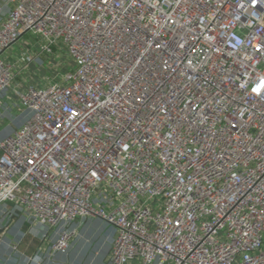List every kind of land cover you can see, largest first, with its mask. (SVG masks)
<instances>
[{"label":"built area","instance_id":"2783aa9c","mask_svg":"<svg viewBox=\"0 0 264 264\" xmlns=\"http://www.w3.org/2000/svg\"><path fill=\"white\" fill-rule=\"evenodd\" d=\"M1 99L29 117L0 138V244L19 216L28 261L65 256L96 219L107 264H264V0H0Z\"/></svg>","mask_w":264,"mask_h":264},{"label":"rangeland","instance_id":"374dc122","mask_svg":"<svg viewBox=\"0 0 264 264\" xmlns=\"http://www.w3.org/2000/svg\"><path fill=\"white\" fill-rule=\"evenodd\" d=\"M18 47L19 44L14 47V50L16 52L19 50H17ZM66 62L67 59L65 56H53L50 61H38L36 65L31 67V69L33 68L32 70H27V74H25V77L28 80L34 81V83L39 82L40 84H45L46 81L51 82L55 73L58 72L62 65ZM38 67L39 69H37ZM28 117V111L20 110L19 107L16 106V104L7 105L6 101L1 99L0 138H4L8 134H10L12 130L21 125L22 122H24ZM12 229H14L15 232ZM6 237H8L4 238L6 247L4 249H1V247L3 246H0V264H32V262L28 261V258L30 257L28 252L32 250L34 251L35 248L39 245V240L35 233V227L26 219L22 217H17L13 221L12 227L7 232ZM107 238L108 235H104L105 243L107 241ZM20 240H25V243L23 244ZM99 241H101V239ZM98 243L99 242L97 239L95 240L93 238H88L87 242L85 243V248L83 246V248L78 251V249L75 247L72 252L69 251L66 254L65 259L63 260L65 261L64 263L75 264V260L73 259H75L76 255H78L79 252V254L82 253V255H80V257H76V259H78L77 264H92L91 262H94L95 264H106V259L108 258L110 253H108L110 241H107L109 247L104 244L107 246V250L106 247L102 245L103 243L101 244L100 242L102 253L99 256L96 255L97 252L95 249ZM12 244H17V251H13L10 248ZM22 244L25 246L22 247ZM25 252H27L28 255L24 256ZM93 254L97 257L94 258L92 256Z\"/></svg>","mask_w":264,"mask_h":264},{"label":"crops","instance_id":"0c3cea01","mask_svg":"<svg viewBox=\"0 0 264 264\" xmlns=\"http://www.w3.org/2000/svg\"><path fill=\"white\" fill-rule=\"evenodd\" d=\"M19 217V216H17ZM14 230V229H12ZM15 232V230H14ZM108 235V238H107V241L109 242L110 241V247H109V244L104 242V235ZM113 236H114V231L108 227L106 224H104L103 222H101L100 220H96V219H90V220H87L85 221V223L83 224V226L79 229V232H78V235L76 237V239L74 240V242L72 243V246H71V250L70 252H72L75 247L79 250H81L84 246L85 248V243L87 242L88 238H93V239H97L98 240V244H97V247L95 248L96 249V252H97V256H99L101 253H102V248L100 246V242L102 245L106 244L109 248H111V241L113 239ZM101 239V241H99ZM106 239V238H105ZM21 241V240H20ZM23 244L25 243V240H22L21 241ZM22 244V247L25 246ZM39 244V243H38ZM104 245L106 247V250H107V246ZM0 246H3L1 247V249H4L6 247V245L4 244H0ZM39 245L35 248V250L33 251H30L28 252V254L30 256H32V254L36 253L37 252V249H38ZM108 248V253L110 252V249ZM26 253V254H25ZM24 253V256L28 255L27 252ZM48 255V256H47ZM47 255H43L41 256L40 258L36 257V261L32 264H65L63 261L65 259V256L64 255H54L52 258L50 257L49 254ZM81 254H79L78 252V255L80 257ZM96 255H92L94 258H96L97 256ZM73 259L75 260V264H77V260L78 259ZM92 264H95L94 262H91ZM107 264V263H106Z\"/></svg>","mask_w":264,"mask_h":264}]
</instances>
